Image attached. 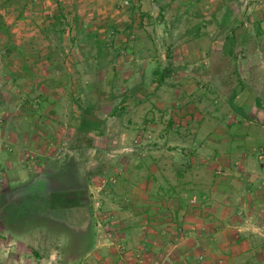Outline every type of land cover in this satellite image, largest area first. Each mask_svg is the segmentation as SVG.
Wrapping results in <instances>:
<instances>
[{"label": "rangeland", "instance_id": "1", "mask_svg": "<svg viewBox=\"0 0 264 264\" xmlns=\"http://www.w3.org/2000/svg\"><path fill=\"white\" fill-rule=\"evenodd\" d=\"M0 264H264V0H0Z\"/></svg>", "mask_w": 264, "mask_h": 264}, {"label": "trees", "instance_id": "2", "mask_svg": "<svg viewBox=\"0 0 264 264\" xmlns=\"http://www.w3.org/2000/svg\"><path fill=\"white\" fill-rule=\"evenodd\" d=\"M225 38H226V45H227V47L229 48L228 49V53L229 54H232V50H233V47H234V45H235V31H234V28H232L227 34H226V36H225ZM164 80V76L163 75H161L159 78H158V80H157V83L158 84H160L162 81ZM230 106H231V108L233 109V111H235L236 113H238V114H240V115H244V111H243V109H242V107H240L236 102H235V100H233L232 102H231V104H230ZM82 116V115H81ZM101 124V121H99V123L98 122H96V121H94V120H86L85 119V117L84 116H82L81 118H80V122H79V125H78V130L79 131H82L85 127H86V125H91L92 127H94V126H97V125H100ZM98 127V126H97ZM62 191H66V189H64V190H62ZM62 191H59V192H56V194H55V199H54V201H56V203H57V205H58V207H56V208H59V207H64V203H62V199L60 198V196H57V194H62ZM170 196H172V194H169V197ZM178 197V198H177ZM177 197H174V198H176L177 199V201H182L183 199V196L181 197H179V196H177ZM172 198V197H171ZM56 205V206H57ZM78 205H79V207L81 206V209L83 208V211H81V209H80V212H81V214L83 215H85V214H90V212H89V210H88V212H86L85 211V208L84 207H86L85 205H83L82 203H80V201H78ZM62 209H64V208H62Z\"/></svg>", "mask_w": 264, "mask_h": 264}, {"label": "crops", "instance_id": "3", "mask_svg": "<svg viewBox=\"0 0 264 264\" xmlns=\"http://www.w3.org/2000/svg\"><path fill=\"white\" fill-rule=\"evenodd\" d=\"M238 105H239V104H238ZM173 200H174L175 202H178L177 199L174 198V199H171L170 204H171V203H173V204L175 203ZM171 205H172V204H171Z\"/></svg>", "mask_w": 264, "mask_h": 264}]
</instances>
